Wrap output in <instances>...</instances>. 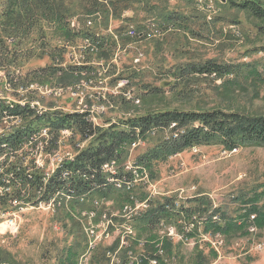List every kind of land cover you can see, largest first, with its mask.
<instances>
[{"label":"rangeland","instance_id":"374dc122","mask_svg":"<svg viewBox=\"0 0 264 264\" xmlns=\"http://www.w3.org/2000/svg\"><path fill=\"white\" fill-rule=\"evenodd\" d=\"M7 1L0 0V25ZM241 1L139 0L116 17L112 0H97L102 7L92 14L83 10L88 3L79 5V0L73 15L64 19L75 34L69 40L54 22H43L24 43L18 68L0 67V138L32 128L20 151L0 159V176L19 168L48 178L92 143L71 131L57 138L44 123L33 122L47 112H85L103 129L166 110L225 109L264 116V24L230 3ZM254 1L264 6V0ZM164 8L186 20L162 22L158 14ZM89 31L95 37L83 35ZM4 40L12 51L13 39ZM50 53L57 62L50 60ZM208 62L234 72L200 76L187 71ZM52 67L60 71L20 80ZM25 107L34 117L16 112ZM162 136L168 137L169 131ZM139 139L135 149L125 147L124 161L115 166L116 172H127L129 164L135 171L134 186L121 185L129 191L126 199L61 195L48 206L33 191L0 188V264H67L69 251L76 252L75 264H264V224L257 225L256 215L235 234L207 229L215 222L212 211L237 218L246 212L242 200H258L264 185V147L234 153L220 146L200 147L148 171L136 166V159L154 147L158 134ZM165 199L174 202V211L191 208V215L147 228L141 221L144 215ZM75 202L84 207L73 209ZM258 204L264 206V195ZM202 215L211 218L206 225L197 219ZM105 216L113 225L91 247L96 239L90 237L91 226H101L97 233H103ZM13 218L15 232L6 224ZM191 221L197 228L188 235L184 227Z\"/></svg>","mask_w":264,"mask_h":264},{"label":"trees","instance_id":"16d2710c","mask_svg":"<svg viewBox=\"0 0 264 264\" xmlns=\"http://www.w3.org/2000/svg\"><path fill=\"white\" fill-rule=\"evenodd\" d=\"M77 1L79 0H8L4 3L6 10L3 15V23L0 25L2 29L0 30V67L5 68L8 65L14 70L18 68L17 65L21 62L20 59L25 57V55H22L25 51L23 48L24 43L37 29L42 28L43 22L48 24L54 22L55 26L59 27V30L61 29L68 40L72 36L75 37V34L72 35L71 30L66 27L64 19L73 15V4ZM81 1L79 5H81ZM83 1L88 3V6L83 8L88 14H92L102 7L97 0ZM138 1L112 0L114 15L119 17L123 11L128 10ZM230 3L264 24V6L259 2L242 0L238 4ZM158 16L162 22L170 25H176V23L186 20L185 17H181L176 13L167 12L166 8ZM259 29H263V27ZM83 35L88 38L95 37L90 31L85 32ZM5 36L7 39H13L14 49L12 51L6 46ZM48 56L53 63L57 62L51 53ZM47 71L48 74H46ZM58 71L60 70L53 67L39 69L37 73L31 74L29 72L23 79L20 77V80L29 81L32 77H39L40 74L46 76L57 74ZM187 71H192L193 74L200 76H223L234 72L228 66L212 62L190 66ZM6 77L7 79L11 78L9 72ZM16 112L20 115L26 114L33 117L35 115V112L29 107L19 108ZM33 122L35 124L44 123L45 127L56 133L57 138L61 132L71 131L82 141L92 142L86 149L80 151L73 161L64 162L48 178L35 173L29 175L23 171L14 175L17 179V182L13 185L14 188H17L16 190L33 191L36 195H40L42 202L47 203L55 199L58 194L63 193L72 198L81 196L99 197L106 200L112 197L125 198L126 193L129 191H126V189L121 190V188L118 190L117 184H123L125 187L130 185L126 184L125 181H118L117 178L120 179L123 175L130 176V170L127 169V172L121 171L118 174L116 171H112V176L109 178V175L104 174L102 169L112 162L121 163L124 161L125 147L132 145L137 136L146 139L153 133L158 134L154 147L136 159V166H141L148 171H151L155 164L164 163L171 157L195 147L220 146L226 151L248 147H264V116H254L225 109L201 112L166 110L134 117L124 121L120 126L113 125L108 129L95 126L90 121L88 113L65 114L52 111L36 116ZM172 126L174 127L172 128ZM168 131L169 136L163 137L162 135ZM31 133L32 128L29 127L24 131L18 129L5 138H0V154L3 153L2 149H18L28 137H32ZM262 189V193L256 194L257 201H241V204L246 207V212L237 218L226 217L225 214H220V210L212 211L211 215L219 213L222 217L220 221L222 224L213 223L214 225H209L207 229H212L213 232L222 233L223 235L235 234L246 229L248 220L252 215L257 216L255 218L257 225L264 224V206L258 204L261 196L264 195V185ZM197 201L200 202V200ZM197 201L195 202L197 203ZM71 205L75 210L84 207L76 202ZM204 205V202L200 203V206L203 207ZM174 210V202L165 199L162 204L152 206L151 210L141 220L142 224H145L147 228H151L159 225L164 220H171L185 214L191 215V208L188 210L181 208L178 211ZM203 213H205L204 210ZM238 219L242 221L240 224L237 221ZM75 256L76 252L69 251L67 264H75Z\"/></svg>","mask_w":264,"mask_h":264},{"label":"built area","instance_id":"2783aa9c","mask_svg":"<svg viewBox=\"0 0 264 264\" xmlns=\"http://www.w3.org/2000/svg\"><path fill=\"white\" fill-rule=\"evenodd\" d=\"M82 113H85V112H82ZM173 127L174 126H172V128ZM30 140H29V142H30ZM138 140H140L139 139V136H137V140L132 144V147L134 149L137 146H139ZM25 142H26V140L23 143H25ZM20 146H22V144ZM20 146H19L18 149H13V148L2 149L3 150V153L0 154V159L3 158V157H5V156H8L9 153H13V154L14 153H17L18 151H20ZM192 150H193L194 153H197L198 152V148L197 147L193 148ZM237 150L238 149H234V150L229 151V152L234 153V152H237ZM72 160H74V159H72ZM116 164H117L116 162H112V163H110L108 165H105L103 167V169H102L103 170V173L104 174H107L109 176H112V169L115 168ZM127 168H131V175L130 176H122L120 179L117 178V180L118 181H125L126 184L130 185L131 188H132L134 186V182L136 180V174H135V171H133V167L130 166V164H129V166ZM21 172H22V170H19V168H18V169L12 170V171H6L5 173L1 174V176H0V188H2L3 190H7V189H10V188H14L13 185H14V183L17 182V179H15L14 175L17 174V173H21ZM3 177H5V179ZM19 188H21V187L19 186ZM14 189L16 190L17 188H14ZM18 190H20V189H18ZM20 191H26V190H20ZM60 195H64L68 199H71L72 198V197H67L65 195V193L58 194L57 197L60 196ZM18 199H20V198H16V200H18ZM51 201L47 204L48 206H51L52 205L51 204ZM40 205H42V204H40ZM167 208H169V207H167ZM210 216H213V218L215 219V222L214 223H218L219 220L221 221V218H220V216H218V214H213V215L210 214ZM193 217L196 218V215L193 216ZM198 217L201 218V219L199 220ZM198 217H197V219H198L199 222H201L200 224H202V225H206L207 223H209V220H211V218H204L203 215L202 216H198ZM91 218L92 219L95 218V214H92L91 215ZM104 219L107 220V217L105 216ZM6 224H7V228L9 230H11V232L17 231V224H16L15 218L8 220ZM112 225H113L112 220L111 219L110 220H107V222L105 224L104 231L101 234L97 233V228H100L101 226H97V227H95L94 225L91 226V229H90V237H92L93 239L96 238V239H94V244H91V247H93V245H95L100 239H102L103 236H108L107 230ZM195 228H197V224H195V222H192L191 221L190 223L186 224V226L184 227V232L186 234L190 235L193 232V230H195ZM169 230H173L175 232V230L173 228H170ZM183 236L184 235L180 236L181 239H182ZM152 263L153 264H157V261H153Z\"/></svg>","mask_w":264,"mask_h":264},{"label":"bare ground","instance_id":"6f19581e","mask_svg":"<svg viewBox=\"0 0 264 264\" xmlns=\"http://www.w3.org/2000/svg\"><path fill=\"white\" fill-rule=\"evenodd\" d=\"M3 137H4V135H3ZM115 169H116V168H113L112 170L116 171ZM127 169L130 170V174H131V168H127ZM116 173L118 174V172H116ZM116 176H117V175H116ZM116 176H115V177H116ZM123 176H124V175H123ZM109 178H110V176H109ZM114 187H115V186H114ZM118 187H119V188H122L121 185H119ZM116 189H117V188H116ZM118 190H119V189H118Z\"/></svg>","mask_w":264,"mask_h":264},{"label":"water","instance_id":"95a60500","mask_svg":"<svg viewBox=\"0 0 264 264\" xmlns=\"http://www.w3.org/2000/svg\"><path fill=\"white\" fill-rule=\"evenodd\" d=\"M223 2L226 1V0H222Z\"/></svg>","mask_w":264,"mask_h":264}]
</instances>
